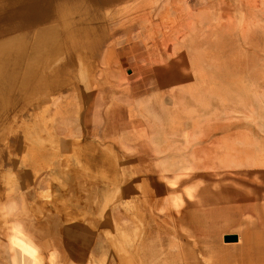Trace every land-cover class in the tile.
Wrapping results in <instances>:
<instances>
[{"label": "rangeland", "instance_id": "obj_1", "mask_svg": "<svg viewBox=\"0 0 264 264\" xmlns=\"http://www.w3.org/2000/svg\"><path fill=\"white\" fill-rule=\"evenodd\" d=\"M99 1L0 0V42L26 39L0 62V264L12 225L43 264H264V0ZM86 8L106 34L94 45L66 34L87 25ZM192 14L199 29L182 31ZM39 27L55 30L35 41ZM128 121L141 142L130 159L116 143ZM233 201L254 208L223 212Z\"/></svg>", "mask_w": 264, "mask_h": 264}, {"label": "bare ground", "instance_id": "obj_2", "mask_svg": "<svg viewBox=\"0 0 264 264\" xmlns=\"http://www.w3.org/2000/svg\"><path fill=\"white\" fill-rule=\"evenodd\" d=\"M41 1H42V0H41ZM55 1H56V0H55ZM114 1H115V0H100V1H99V4H100L101 6H105V5H108V4H110V3H113ZM119 1H120V0H119ZM123 1L125 2V0H123ZM126 1H129V0H126ZM144 1H146V0H144ZM151 1H154V0H151ZM174 1H175V0H174ZM247 1H249V0H247ZM247 1H246V2H247ZM255 1H256V0H255ZM257 1H259V0H257ZM10 2H11V1H10ZM85 2H86V0H85ZM137 2H138V4H137ZM137 2H136V4L139 5V1H138V0H137ZM146 2H150V0H149V1H146ZM251 2H253V4H254V1H251V0H250V5H251ZM28 3H30V1H29ZM28 3H27V4H28ZM140 3H141V1H140ZM247 3H248V2H247ZM21 4H22V3H21ZM84 4H85V3H84ZM116 4H117V3H116ZM129 4H130V3H129ZM142 4L145 5L144 3H141L140 5H142ZM175 4H176V3H175ZM256 4H257V3H256ZM23 5H25V4H23ZM23 5H22V6H23ZM85 5H86V4H85ZM88 5H90V4L88 3ZM88 5H87V8H88ZM117 5H118V4H117ZM119 5H120V3H119ZM131 5H132V4H131ZM133 5H134V4H133ZM133 5H132V10H133V7H134ZM140 5L137 6V7L140 8ZM143 5H142V7H143ZM150 5H151V3H149V5L147 4V6H148L147 8H150V7L152 6V5H151V6H150ZM246 5H247V4H246ZM254 5H255V4H254ZM64 6H65V5H64ZM76 6H77V5H76ZM135 6H136V5H135ZM149 6H150V7H149ZM177 6H178V4H177ZM252 6H253V5H252ZM257 6H258V5L254 6V7H257ZM17 7H18V6H17ZM80 7H81V6H80ZM89 7H90V6H89ZM142 7H141V8H142ZM178 7H179V6H178ZM78 8H79V7H78ZM78 8H77V9H78ZM87 8L84 9L85 12H84L83 14H85L86 12H88V10H90V8H89L88 10H87ZM97 8H98V7H97ZM128 8L131 9V7H128ZM134 8H135V7H134ZM141 8H140V9H141ZM144 8H145V7H144ZM15 9H17V8H15ZM25 9H26V8H25ZM41 9H43V8H41ZM46 9H47V7H46ZM69 9H70V8H69ZM74 9H75V7H74ZM135 9H136V8H135ZM140 9H138V10L136 9V10L139 11ZM9 10H11V9H9ZM75 10H76V9H75ZM75 10H74V12L76 13L77 11H75ZM78 10H79V9H78ZM80 10H81V9H80ZM93 10H94V8H93ZM102 10H104V9H102ZM109 10H110V9H109ZM109 10H108V12H109ZM127 10H128V9H127ZM55 11H56V9H55ZM59 11H60V10H59ZM68 11L70 12V10H68ZM82 11H83V10H82ZM95 11H96V10H95ZM97 11H99L98 13H100V10L97 9ZM116 11H117V9H116ZM116 11H113V14H114ZM133 11H134V10H133ZM215 11L217 12V10H215ZM10 12H12V11H10ZM10 12H9V13H10ZM69 12H68V13H69ZM92 12H93V11H91L90 13L92 14ZM102 12H103V11H102ZM134 12H136V11H134ZM142 12H143V11H142ZM207 12H209V11H207ZM231 12H232V11H231ZM231 12H230V13H231ZM7 13H8V12H7ZM7 13H6V14H7ZM13 13H14V12H13ZM21 13H22V12H21ZM24 13H26V12H24ZM65 13H66V12H65ZM71 13H72V12H71ZM88 13H89V12H88ZM90 13L84 15V17L87 18V20H86V21H87V25L85 24V26L83 27V23H84V22H83L82 25H81L82 27H81V26H80L81 21H80V23H78V22H79V20H78L77 23L79 24L80 27L78 26L77 28H75V29H73V30H70V29H69L70 25H68V29H69V31H71V32H69L68 29H67L68 33H66V34L68 35L69 33H71V34L73 35L74 33H76L75 35L78 36V31H81V30H82V31H84V33H83V32H81V33H83V34L85 35V36H84L85 39H84L83 36L81 37V35H80L79 37L83 38L84 40H87V43H88V44L94 45V44L98 43L100 40H102V38H103L104 36L101 38V37H100L101 35H106V34H101V33L99 32V33H100V36H99L98 31H100V28L98 27V29H95L94 27H92V26L94 25V23H97V22H95V21H97V20H94V17H93L94 23L92 22L93 25L91 24V26H90V24L88 23V21H89V20H88V17L91 16ZM95 13L97 14V12H95ZM95 13L93 14V16L95 15ZM129 13H130V12H129ZM131 13H132V11H131ZM209 13H210V12H209ZM230 13H229V14H230ZM11 14H12V13H11ZM17 14H19V13H17ZM55 14H56V12H55ZM57 14H58V13H57ZM69 14H70V13H69ZM77 14H78V13H77ZM83 14H82V15H83ZM100 14H101V13H100ZM115 14H117V13H115ZM136 14H137V13H136ZM136 14H134V15H136ZM138 14H139V12H138ZM183 14H184V13H182V15H183ZM231 14H232V13H231ZM241 14H242V13H241ZM62 15H63V14H62ZM62 15H61V17H62ZM78 15H80V14H78ZM78 15H77V16H78ZM87 15H89V16L87 17ZM141 15H142V13H141ZM141 15H140V16H141ZM182 15H180V16H182ZM208 15H209V14H208ZM211 15H212V14H211ZM232 15H233V14H232ZM2 16H3V15H2ZM9 16H10V14H9ZM11 16H12V15H11ZM55 16H56V15H55ZM102 16H104V12H103V15H102ZM109 16H110V15H109ZM140 16L138 15V17H140ZM143 16H144V14H143ZM147 16H148V15H147ZM234 16H236V15H234ZM4 17H5V16H4ZM64 17H65V14H64ZM82 17H83V16H82ZM91 17H92V16H91ZM91 17H89V18H91ZM100 17H101V15H100ZM100 17H99V19H100ZM104 17H106V16H104ZM115 17H116V15H115ZM148 17H149V16H148ZM188 17H189V16H188ZM228 17H229V16H228ZM232 17H233V16H232ZM6 18H7V17H6ZM62 18H63V17H62ZM62 18H61V19H62ZM66 18H67V17H66ZM66 18H65V19H66ZM75 18H76V17H75ZM75 18H74V19H75ZM101 18L103 19V17H101ZM112 18H113V17H112ZM124 18H125V17H124ZM128 18H129V17H128ZM143 18H144L143 20H141V19L139 20V27H141L142 23H143L144 21H146V19L148 20V18H147L146 16H144ZM181 18H182V17H181ZM186 18H187V17H186ZM210 18H211V16H210ZM230 18H231V17H229V21H232L233 18H232L231 20H230ZM237 18H238V17H237ZM74 19H73V20H74ZM76 19H77V18H76ZM78 19H79V16H78ZM81 19H85V18H81ZM97 19H98V18H97ZM99 19H98V21H99ZM133 19H134V22H135V19H136V18H133ZM165 19H166V17H165ZM179 19H180V18H179ZM226 19H227V18H226ZM58 20H59V19H58ZM62 20H64V19H62ZM68 20H69V23H71V22H70L71 19L69 18ZM90 20H91V19H90ZM115 20H116V19H115ZM123 20H124V19H123ZM136 20H138V18H137ZM150 20H151V19H150ZM150 20H149V21H150ZM163 20H164V19H163ZM170 20H171V19H170ZM180 20H182V19H180ZM185 20H186V19H185ZM234 20H235V19H234ZM234 20H233V21H234ZM53 21H55V19H53ZM91 21H92V20H91ZM91 21H90V22H91ZM100 21H101V20H100ZM182 21H183V20H182ZM215 21H216V20H215ZM235 21H237V20H235ZM75 22H76V21H75ZM101 22H102V21H101ZM107 22H108V20H107ZM121 22L124 23L123 21H121ZM186 22H187V20H186ZM186 22H183V25H182V27H181V28H182V31H183V29H184V26L187 27V28L190 29V30H197V29H199V25H198L199 20L197 19L196 15H193V14H192V15H191V20H189L187 23H186ZM239 22H240V21H239ZM66 23H67V21H66ZM66 23L64 22V24H66ZM85 23H86V22H85ZM98 23H99V22H98ZM103 23H104V22H103ZM149 23H151V22H149ZM179 23H181V22H179ZM218 23H219V22H218ZM218 23H217V24H218ZM222 23H223V22H222ZM234 23H235V22H234ZM59 24H60V23H59ZM64 24H63V25H64ZM72 24H75V23H72ZM78 24H77V25H78ZM163 24H164V23H163ZM181 24H182V23H181ZM181 24H180V25H181ZM209 24H210V23H209ZM213 24H216V23L213 22ZM225 24H226V22L223 24L224 27H223L222 25H221V27L225 28V26L228 25V24H226V25H225ZM236 24H237V23H236ZM236 24L234 25L235 27L237 26ZM66 25H67V24H66ZM75 25H76V24H75ZM75 25H74V26H75ZM97 25H100V23H99V24H96V26H97ZM119 25H120V23H119ZM159 25H160V24H159ZM174 25H175V24H174ZM231 25H232V23H231ZM47 26H48V25H47ZM51 26H52V24H51ZM74 26H73V27H74ZM88 26H89V27H88ZM108 26H109V25H108ZM124 26H125V25H124ZM127 26H128V25H127ZM228 26L230 27V24H229ZM44 27H45V26H44ZM49 27H50V26H49ZM58 27H60V26H58ZM65 27H66V26H65ZM73 27H72V28H73ZM158 27H159V26H158ZM232 27H233V26H232ZM232 27H230V28H232ZM243 27H244V26H243ZM243 27H242V28H243ZM47 28H48V27H47ZM51 28H52V27H51ZM51 28H50L49 31H51ZM55 28H56V27H55ZM70 28H71V27H70ZM233 28H234V27H233ZM238 28H239V27H238ZM245 28H246V27H245ZM53 29H54V28H53ZM60 29H61V28H60ZM64 29H66V28H64ZM101 29H102V28H101ZM156 29H157V28H156ZM158 29H159V28H158ZM166 29H167V28H166ZM212 29L214 30L215 27L212 28ZM44 30H45V29H44L43 27H42V28L39 27V28H37V29L35 30V32H34V36H33L34 39H35V41L38 40V39H40V38L45 34V33H43ZM46 30H47V29H46ZM46 30H45V31H46ZM54 30H55V29H54ZM54 30H52V31H54ZM220 30H221V28H220ZM224 30H225V29H224ZM49 31H46V32H49ZM52 31H51V33H52ZM58 31H59V30H58ZM109 31H110V30H109ZM165 31H167V30H165ZM187 31H188V30H187ZM214 31H215V30H214ZM217 31H218V30H217ZM62 32H63V31H62ZM102 32H104V31H102ZM170 32H171V31H170ZM185 32H186V31H185ZM185 32H184V33H185ZM221 32H222V31H221ZM54 33H55V32H54ZM79 33H80V32H79ZM81 33H80V34H81ZM106 33L109 34L107 31H106ZM150 33H151V32H150ZM164 33L166 34V32H164ZM177 33H178V32H177ZM184 33L180 34V35L177 36V37L180 38ZM215 33H216V32H215ZM46 34H47V33H46ZM48 34H50V33H48ZM48 34H47L45 37H47ZM52 34H53V33H52ZM83 34H82V35H83ZM167 34L170 35V33H168V32H167ZM237 34H239V33H237ZM237 34H235V35H237ZM72 35L69 34V35H68L69 38H71L70 36H72ZM75 35H74V36H75ZM109 35H110V34H109ZM175 35H176V34H175ZM216 35H217V33H216ZM61 36H62L61 38L64 39L62 33H61ZM68 36H67V37H68ZM74 36H73V37H74ZM167 36H168V35H167ZM173 36H174V35H173ZM229 36H230V35H229ZM233 36H234V34H233ZM56 37H57V34H56ZM56 37L54 36V38H56ZM65 37H66V36H65ZM75 37H76V36H75ZM107 37H108V35H107ZM107 37H105V38H107ZM165 37H166V36H165ZM165 37H164V38H165ZM48 38H50V37H48ZM51 38H52V37H51ZM69 38H68V39H69ZM105 38H104V39H105ZM164 38H163V40L166 41L167 38H166V39H164ZM168 38H169V37H168ZM171 38H173V37H170L169 39H171ZM213 38H214V37H213ZM44 39H45V38H44ZM59 39H60V37H59ZM62 39L60 40V42L62 41L63 44H65L64 41H63ZM73 39H74V38H73ZM76 39H77V38H76ZM79 39H80V38H78V42L81 43V45H84V46L86 47V44H87V43L83 44V43H82V42H83V41H82L83 39L80 40V41H79ZM169 39H168V40H169ZM232 39H233V38L230 37V40H232ZM240 39H241V37H240ZM0 40H1V39H0ZM25 40H26V39H25V37H24V32H17L16 34L10 35V37H8V38L4 39L2 42H0V62H1V64H2L1 67L7 68L8 66H11V63L14 62V61L12 60V54H13V53H12V51H11V47L14 46L15 44L25 43ZM45 40H47V39H45ZM51 40H53V38H52ZM70 40H71V39H70ZM171 40H172V39H171ZM234 40H235V39H233V41H234ZM58 41H59V40H58ZM73 41H74V40H73ZM102 41H103V40H102ZM175 41H176V40H175ZM239 41H240V40H239ZM26 42H27V41H26ZM67 42L69 43V42H71V41H68V40H67ZM76 42H77V40H76ZM84 42H85V41H84ZM166 42H167V41H166ZM240 42H241V41H240ZM35 43H36V42H35ZM40 43H41V42H40ZM74 43H75V41H74ZM74 43H73V44H74ZM142 43H143V42H142ZM142 43H141V45H140V42H138V43H134L133 46L136 47L137 50H139V49L141 48V46H142ZM238 43H239V42H238ZM146 44H147V43H146ZM153 44H157V43L155 42V43H153ZM212 44H213V43H212ZM212 44H211V45H212ZM40 45H41V44H40ZM42 45H43V43H42ZM50 45H51V44H50ZM67 45H68V44H67ZM67 45H66V47H67ZM151 45H152V44H151ZM164 45H165V44H164ZM230 45H231V44H230ZM43 46L46 47V45H43ZM69 46H70V43H69ZM72 46H73V45H72ZM89 46H90V45H89ZM243 46H244V45H243ZM55 47H57V46L55 45ZM85 47H84V48H85ZM134 47H133V48H134ZM167 47H169V46H167ZM167 47H166V45H165V49H166ZM228 47H229V45H228ZM230 47H231V46H230ZM232 47H233V46H232ZM15 48H16V47H15ZM42 48H43V47H42ZM47 48H48V47H47ZM71 48H72V49H71L72 52H71V51H70V52L73 53V51H74L73 49H74V48H73V47H71ZM100 48H101V47H100ZM169 48L171 49V47H169ZM169 48H168V49H169ZM87 49H88V47H87ZM134 49H135V48H134ZM51 50H52V48H51ZM55 50H57V49H55ZM64 50H65V46H64ZM69 50H70V48H69ZM69 50H68V51H69ZM196 50H197V49H196ZM226 50H227V49H226ZM45 51H46V50H45ZM45 51H44V52H45ZM48 51H49V49H48ZM48 51H47V53H49ZM57 51L59 52V50H57ZM62 51H63V50H62ZM83 51H84V50H83ZM167 51H168V50H167ZM55 52H56V51H55ZM169 52H170V50H169ZM47 53H46V52H45V53L42 52L43 55H44V54H47ZM79 53H80V52H79ZM84 53L86 54L85 51H84ZM14 54H15V52H14ZM27 54H28V53H27ZM89 54H90V53H89ZM89 54H88V56H89ZM17 55H18V54H17ZM43 55H42V56H43ZM60 55H61V54H60ZM78 55H79V54H77V57H79V56L81 55V53H80L79 56H78ZM40 56H41V55H40ZM68 56H69V55H68ZM97 56H98V55H97ZM28 57H31V55L28 56ZM44 57H45V56H44ZM51 57L53 58V56H51ZM51 57H50V58H51ZM62 57H63V56H62ZM86 57H87V56H86ZM86 57H85V58H86ZM15 58H16V57H15ZM22 58H23V57H22ZM31 58H32V57H31ZM40 58H43V57H40ZM56 58H57V57H56ZM60 58H61V57H60ZM63 58H64V57H63ZM89 58H91V56H89ZM89 58H88V59H89ZM92 58H93V57H92ZM223 58H224V57H223ZM23 59H24V58H23ZM25 59H26V58H25ZM43 59H44V58H43ZM43 59H42L40 62H42ZM48 59H49V58H48ZM58 59H59V58H58ZM66 59H67V58H66ZM69 59H70V58H69ZM80 59H81V56H80ZM94 59H95V58H94ZM94 59H93V60H94ZM17 60H18V59H17ZM20 60H21V59H20ZM28 60H29V59H28ZM32 60H33V59H32ZM39 60H40V59H39ZM39 60H38L37 63H38V65L42 66V65H43V62H45V61H43L42 63H39ZM44 60H45V59H44ZM49 60H51V59H49ZM54 60L56 61V59H54ZM54 60H53V61H54ZM61 60H62V58H61ZM81 60H82V59H81ZM191 60H192V59H191ZM25 61H26V60H25ZM25 61H24V63H27V62H25ZM58 61H59V60H58ZM94 61H95V60H94ZM96 61H97V60H96ZM30 62H31V61H30ZM46 62H47V61H46ZM47 63H48V62H47ZM53 63H54V62H53ZM69 63H70V61H69ZM90 63H91V62H90ZM4 64H5V65H4ZM17 64H18V62H17ZM41 64H42V65H41ZM49 64H50V63H49ZM60 64H61V63H60ZM63 64H66V63L64 62ZM70 64H71V63H70ZM93 64H95V63H93ZM13 65H14V64H13ZM19 65H20V64H18V66H19ZM26 65H28V64H26ZM26 65H25V66H26ZM30 65H31V64H30ZM38 65H37V66H38ZM58 65H59V64H58ZM67 65H68V64H67ZM86 65H87V64H86ZM226 65H228V64H226ZM18 66H17V67L15 66V67H16L15 70H18ZM32 66H33V65H31L30 67L32 68ZM91 66H92V64H91ZM22 67H23L24 69L26 68V67H24V66H22ZM45 67H46V66H45ZM49 67H50V66H49ZM57 67H58V66H57ZM74 67H75V66H74ZM93 67H94V66H93ZM93 67H92V68H93ZM96 67H97V66H96ZM96 67H95V68H96ZM27 68H28V67H27ZM33 68H34V67H33ZM33 68H32V69H33ZM38 68H39V66H38ZM42 68H43V67H42ZM46 68H47V67H46ZM60 68H61V67H60ZM21 69H22V68H21V66H20V69H19V70H21ZM24 69H22L21 72H23ZM34 69H35V72H36L37 67L34 68ZM34 69H33V70H34ZM40 69H41V67H40ZM40 69H39V70H40ZM47 69H48V68H47ZM56 69H58V68H56ZM42 70H43V69H41L40 71L43 72ZM51 70H52V68H51ZM93 70H94V69H93ZM93 70H92V71H93ZM223 70H224V68H223ZM2 71H3V70H2ZM12 71H14V70H12ZM12 71H11V73H12ZM29 71H32V70H30V68H29ZM29 71H28V72H29ZM95 71H96V69H95ZM229 71H230V70H229ZM35 72L32 71V73H35ZM75 72H76V71H75ZM227 72H228V71H227ZM7 73H8V72H7ZM16 73H17V74H18V73L20 74V71H19V72L16 71ZM217 73H218V72H217ZM9 74H10V73H9ZM21 74H23V73H21ZM21 74L19 75V78H20L21 76L23 77V75H21ZM24 74H25V73H24ZM29 74H30V73H29ZM55 74L57 75V72H56ZM79 74H80V72H79ZM79 74H78V75H79ZM215 74H216V72H215ZM218 74H219V73H218ZM221 74L223 75V73H221ZM25 75H26V74H25ZM35 75H36V74H35ZM40 75H41V73H40ZM42 75H43V74H42ZM44 75H46L45 72H44ZM49 75H50V74H49ZM65 75H66V74H65ZM75 75H76V74H75ZM182 75H183V74H182ZM224 75H225V74H224ZM26 76H27V75H26ZM26 76H25V77H26ZM31 76H33V75H31ZM91 76H93V75H91ZM183 76H185V75H183ZM186 76H187V75H186ZM17 77H18V76H17ZM17 77H16V78H17ZM22 77H21V78H22ZM188 77H189V76H188ZM16 78H15V79H16ZM21 78H20V79H21ZM29 78H30V77H29ZM29 78H28V79H29ZM36 78L38 79V77H36ZM41 78H42V77H41ZM47 78H50V77L47 76ZM47 78H45V79L48 80V83H49V80H50V79H47ZM55 78H56V77H55ZM60 78H61V77H60ZM80 78H81V77H80ZM26 79H27V77H26ZM28 79H27V80H28ZM33 79L36 80L35 78H33ZM18 80H19V79H18ZM23 80L25 81V79H23ZM27 80H26V81H27ZM41 80H42V79H41ZM54 80H55V79H54ZM61 80H62V78H61ZM84 80H85V79H84ZM224 80H225V79H224ZM20 81H21V80H19V83H20ZM26 81H25V82H26ZM28 81H29V80H28ZM42 81H43V80H42ZM51 81H52V80H51ZM57 81H58V80H57ZM90 81H92V80L90 79ZM90 81H89V82H90ZM246 81H247V80H246ZM29 82H30V81H29ZM34 82H38V80H37V81H34ZM46 82H47V81H46ZM54 82L57 83L56 80L53 81V83H54ZM59 82H60V81H59ZM218 82H219V80H218ZM225 82L228 83V81H225ZM4 83L6 84L5 81H4ZM16 83H17V81H16ZM22 83H23V81L21 82V84H22ZM39 83H40V82H39ZM42 83H43V82L40 83L41 86H42ZM53 83H52L51 87L53 86ZM72 83H73V82H72ZM72 83H71V84H72ZM91 83H92V82H91ZM252 83H253V82H252ZM252 83H249V84H252ZM0 84H1V83H0ZM26 84L28 85V82L25 83V85H26ZM44 84H45V83H44ZM57 84H58V83H57ZM15 85H16V84H15ZM22 85H23V84H22ZM27 85H26V86H27ZM54 85H56V84H54ZM244 85H246V84H243V86H244ZM10 86H11V85H10ZM30 86H31V85H30ZM45 86H47V85H45ZM56 86H57V85H56ZM63 86H65V85H63ZM236 86H237V85H236ZM253 86H254V85H253ZM4 87H5V86H4ZM51 87H50V88H51ZM53 87H54V86H53ZM58 87H59V86H58ZM244 87H246V86H244ZM23 88L25 89L26 87L24 86ZM43 88H44V87H43ZM48 88H49V87H48ZM48 88H47V89H48ZM55 88H56V87H54V90H55ZM59 88H60V87H59ZM212 88H213V87H212ZM240 88H241V87H240ZM13 89H14V87H13ZM21 89H22V88H21ZM52 89H53V88H52ZM57 89H58V88H56V90H57ZM241 89H242V88H241ZM243 89H244V88H243ZM14 90H15V89H14ZM54 90H53V91H54ZM58 90H59V89H58ZM3 91H4L5 93H7L5 90H3ZM53 91H52V92H53ZM8 92H9V91H8ZM48 92H50V91H48ZM57 92H58V91H57ZM9 93H10V92H9ZM43 93H44V90H43ZM241 93H242V92H241ZM242 94H243V93H242ZM49 95H50V93H49ZM55 95H56V93H55ZM212 95H213V94H212ZM237 95H238V94H237ZM243 95H244V94H243ZM235 96H236V95H235ZM238 96H239V95H238ZM240 96H241V95H240ZM212 98H213V96H212ZM217 98H218V97H217ZM235 98H238V97H235ZM242 98H243V97H242ZM209 99H211V98H209ZM246 99H247V98H246ZM244 100H245V99H244ZM41 101H42V100H41ZM242 101H243V100H242ZM246 101H247V100H246ZM240 103H241V102H240ZM242 103H244V102H242ZM206 104H207V102H206ZM245 104H246V103H245ZM245 104H244V105H245ZM239 105H240V104H239ZM206 106H207V105H206ZM246 106H247V105H246ZM48 107H49V106H48ZM82 107L84 108V106H82ZM46 109H47V108H46ZM76 115H77V114H76ZM246 117H247V116H246ZM45 122H46V121H45ZM239 126H240V125H239ZM182 128H183V127H182ZM210 128H211V126H210ZM216 128H217V127H216ZM193 129H194V128H193ZM214 130H215V129H214ZM215 131H216V130H215ZM217 131H218V128H217ZM238 131H240V130H238ZM210 134H211V133H210ZM76 139H77V138H76ZM78 140H79V139H78ZM197 141H198V140H197ZM231 148L234 149V146L231 147ZM237 148H238V147H237ZM255 148H256V147H255ZM233 149H232V150H233ZM241 149H242V147H241ZM241 149H239V150H241ZM246 150H247V149H246ZM229 151H230V149H229ZM249 151H250V150H249ZM235 152H236V151H235ZM237 152H238V151H237ZM244 152H245V151H244ZM250 152H251V151H250ZM240 153H241V151H240ZM252 153H253V152H252ZM246 154H247V153H246ZM249 154H250V153H249ZM263 154H264V153H263ZM162 155H163V154H162ZM241 155H242V154H241ZM241 155H240V156H241ZM243 155H244V154H243ZM251 155H252V154H251ZM244 156H245V155H244ZM245 158H246V157H245ZM257 167H258V166H257ZM254 173H255V172H254ZM164 182H165V181H164ZM163 187H164V186H163ZM165 188H166V187H164V189H165ZM166 190H167V189H166ZM160 192H161V191H160ZM161 195H162V194H161ZM161 195H160V196H161ZM143 199H144V197H143ZM63 208H64V207H63ZM253 208H254L253 205H250V204H249V201H243V202H239V201H236V202H235V201H233V202H231V203H227V204L225 205V207L222 209V211L224 212V211L230 210L232 214H235V213H239L240 211H241L242 213H245L246 211H249L250 209L253 210ZM261 208H264V207H261ZM65 209H66V208H65ZM255 209H260V207H259V206H255ZM246 217H247V216H246ZM247 218H248V217H247ZM257 223H260V225H262V226L264 227V212H262V213L259 212V214H258V219H257ZM11 225H12V224H11ZM12 227H14V226L12 225ZM141 228H142V227H141ZM11 230H12V229H11ZM142 231L144 232V228H143ZM143 232H142V234H143ZM9 236H11V235H9ZM7 249H9V248H7ZM40 251H41V250H40ZM9 255H10V254H9ZM8 257H9V256H8ZM42 257H43V256H42ZM143 257H144V256H143ZM141 260H142V259H141ZM141 260H140V261H141ZM209 260H210V259H209ZM46 264H47V263H46ZM139 264H140V263H139ZM141 264H145V260H144V259H143V261H141Z\"/></svg>", "mask_w": 264, "mask_h": 264}, {"label": "clouds", "instance_id": "obj_3", "mask_svg": "<svg viewBox=\"0 0 264 264\" xmlns=\"http://www.w3.org/2000/svg\"><path fill=\"white\" fill-rule=\"evenodd\" d=\"M8 242L10 251L13 253L11 264H43L38 246L23 230L22 225L13 227ZM51 255L50 253V264H52Z\"/></svg>", "mask_w": 264, "mask_h": 264}, {"label": "crops", "instance_id": "obj_4", "mask_svg": "<svg viewBox=\"0 0 264 264\" xmlns=\"http://www.w3.org/2000/svg\"><path fill=\"white\" fill-rule=\"evenodd\" d=\"M141 70H143V68H141ZM125 124H127V125L124 126V128H123L124 131L118 133V141L116 143H117V147L119 148L120 152L125 156V158L130 159L131 154L136 153V148L139 146L141 147V142H139L138 139H136V137H133V135H132V134H135V132H132V131H135L136 127H134V129H132L130 121L126 122ZM99 129L95 128L94 130H92L91 135H95V136L100 135L98 133ZM61 258H62L61 254H59V258L57 259L58 260L57 264H60L59 259H61ZM234 260H235V264H239L237 262V257H234Z\"/></svg>", "mask_w": 264, "mask_h": 264}, {"label": "water", "instance_id": "obj_5", "mask_svg": "<svg viewBox=\"0 0 264 264\" xmlns=\"http://www.w3.org/2000/svg\"><path fill=\"white\" fill-rule=\"evenodd\" d=\"M238 239H239V236L236 233L224 235V240L227 242L238 241Z\"/></svg>", "mask_w": 264, "mask_h": 264}]
</instances>
